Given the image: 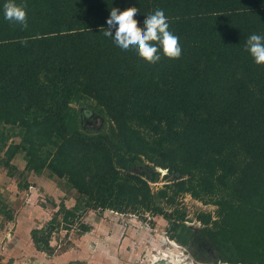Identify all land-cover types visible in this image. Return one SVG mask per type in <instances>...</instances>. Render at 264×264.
<instances>
[{"label": "trees", "instance_id": "obj_1", "mask_svg": "<svg viewBox=\"0 0 264 264\" xmlns=\"http://www.w3.org/2000/svg\"><path fill=\"white\" fill-rule=\"evenodd\" d=\"M6 2L0 155L9 164L22 154L26 172L65 180L82 198L49 224L88 208L161 214L160 201L226 191L215 219L201 215L197 231L181 220L173 238L208 245L222 263L264 264V65L244 50L250 35L264 36V0H15L26 28L4 19ZM113 7L138 8L141 27L163 10L180 58L150 64L117 47L102 29ZM80 108L104 127L84 132ZM145 162L174 179L153 193L157 173L130 172ZM40 232H30L36 249L47 244Z\"/></svg>", "mask_w": 264, "mask_h": 264}, {"label": "rangeland", "instance_id": "obj_2", "mask_svg": "<svg viewBox=\"0 0 264 264\" xmlns=\"http://www.w3.org/2000/svg\"><path fill=\"white\" fill-rule=\"evenodd\" d=\"M71 108V111H74L77 108L76 104H71ZM79 111L81 112V128L84 132L88 134L97 133L104 127V120L97 114L84 108H80ZM71 124L69 121V125ZM11 142L18 143L19 139L12 138ZM3 160V154H1L0 189L2 188L7 193L13 194L11 187L14 186V182L12 181H15L20 189L26 188L27 183L32 185L30 189L36 194L31 195V197L39 198L35 199L36 202L30 207L31 211L29 213L32 217L39 214L43 215L46 222L39 229H43L44 232L37 234L36 240L41 241L40 238L43 237L42 240H45L47 244L40 242V248L36 249L31 233V241L29 239L21 241L19 237L17 238L15 228L9 226L10 223L7 224L6 222L12 220L14 216L11 214L12 207L20 210L25 204L20 205V199L18 198L11 200L9 195L4 197L0 191V264H175V262L169 263V260H164L165 258H154L156 256L160 257L159 251L166 248V246L159 243V237L163 238V236L175 242L179 247V251L182 252L180 264H227L217 260L211 247L206 244L192 245L190 242L182 244L176 241L173 238L175 232L172 230L176 223L181 224V220L189 230H199L202 227L199 217L203 214L211 215L212 219H215L217 207L213 205V201L219 197L227 196L226 191H220L216 196L201 201L192 198L188 194L177 196L173 203L166 200L160 201L158 205L162 208L161 214H152L145 211L143 207H139L134 211L93 210L88 208L84 211H78L75 216L68 217L64 222L62 214L59 213L53 224L50 225V219L54 217L58 208L66 209L63 202L65 199L70 198L69 203L74 204L69 210L72 211L77 201H82V198L67 186L65 180L53 177L51 180L55 182V185H52L55 191L59 189L64 194L59 193L57 198L54 197L56 199L54 201V198L40 192L41 187L44 186L42 183L28 177V172L24 170L25 163L22 154H17L9 164ZM130 172L143 178H146L147 174L157 173L158 176L154 181L147 179L153 193L162 189L165 184L171 183L175 177L174 174H169L166 169L153 168L147 162L133 167ZM41 176L48 178L46 172ZM8 178H11V180ZM6 199L10 202L7 203ZM13 202L15 206L11 204ZM80 206L83 207L84 204L80 203ZM24 211L27 212L28 210ZM37 211L41 212L36 214ZM87 216L89 219L85 222L84 218ZM98 224H102V226L93 234L96 237V242L86 241L87 238L84 236H91V232L95 230L96 225L99 226ZM176 229L179 232L180 226H177ZM104 234L116 237L111 243H108L114 249H110L107 253L102 250V253H100L96 247L97 245H105L103 241ZM32 246L36 251L31 249ZM79 249L84 250L82 257L73 258L74 253ZM64 253H69V255L65 256Z\"/></svg>", "mask_w": 264, "mask_h": 264}, {"label": "clouds", "instance_id": "obj_3", "mask_svg": "<svg viewBox=\"0 0 264 264\" xmlns=\"http://www.w3.org/2000/svg\"><path fill=\"white\" fill-rule=\"evenodd\" d=\"M138 8L128 7L121 11L111 8L106 20L107 28L103 29L105 37L111 38L121 50H134L138 57L146 63L155 64L161 54L170 60L179 59L182 49L179 37L169 30L168 19L163 10H156L144 16L143 26L134 19ZM4 19L27 27L25 4H17L15 0H7L3 5ZM256 65H264V36L252 34L244 45Z\"/></svg>", "mask_w": 264, "mask_h": 264}, {"label": "crops", "instance_id": "obj_4", "mask_svg": "<svg viewBox=\"0 0 264 264\" xmlns=\"http://www.w3.org/2000/svg\"><path fill=\"white\" fill-rule=\"evenodd\" d=\"M28 175H29L28 176L29 178L36 179V180H38L39 183H42L44 185L43 188L41 187L42 190L40 192L44 193L45 195L49 196L50 198H54V197L57 198L59 193H62V195H64L63 191H60L58 188H57L58 190L56 189L57 191H55L54 186H52V185H55L54 184L55 182L51 180L53 178H49V177L47 178L45 176L36 175L34 173H28ZM8 179L11 180V178H8ZM12 182H14V186L11 187L12 192H14L13 194L7 193L2 188L0 189V191L2 192L4 197L9 195V198H11V200H14L17 198L20 199L19 204L20 205L25 204V206L22 207L20 210L12 207L13 211L11 214L14 216L12 217V220L10 219V221H8L6 223L7 224L10 223L9 226H12L15 228V230H16L15 234L17 235V238L19 237V240L22 241V240H28L29 239V241H31L30 240L31 230L32 229H39V228L43 227L44 223L46 221L43 219L44 217L42 214H39L36 217L30 216V214H31V213H29L31 211L30 207H32L33 203L36 202V200H37V197H35V198L33 196L29 197L28 188L31 187L32 185L27 183L28 186L26 188L24 187V189L23 188L20 189V188H18L17 183L15 181H12ZM32 194L34 195L36 193L32 192ZM55 198H54V201H56ZM68 200H71V199L67 198L63 202H64V206L66 207V209L70 210L74 206V204L71 205V203H69ZM6 202L9 203L10 201H8V199H6ZM11 204H13V206H15L14 202ZM24 210H28V211L25 212ZM39 212H41V211H37L35 213L38 214ZM88 216L84 218V221L85 220L87 221L89 219ZM95 218H96V216H95ZM98 225L99 226L96 225L94 228L95 230H93L91 232V236H86V235L84 236L85 238H87L86 241L91 240L93 243L96 242V237H94L93 234L96 233V231H98V228L100 226H102V224H98ZM99 231H100V229H99ZM103 231H104V229H103ZM104 236H105V238L103 239V241L105 242V245H97V247H96L97 251H99L100 253H102V250H104L107 253V251H110V249H114L113 247L109 246L108 243H111L112 240L116 237L114 235L109 236V234H104ZM82 240H83V237H82ZM31 245H32V242H31ZM31 249L35 250L33 246L31 247ZM105 252H103V253H105ZM83 253H84V250L79 249L74 253L73 258H81ZM96 254H99V253H96ZM64 255L68 256L69 253H66V254L64 253Z\"/></svg>", "mask_w": 264, "mask_h": 264}, {"label": "bare ground", "instance_id": "obj_5", "mask_svg": "<svg viewBox=\"0 0 264 264\" xmlns=\"http://www.w3.org/2000/svg\"><path fill=\"white\" fill-rule=\"evenodd\" d=\"M159 243L161 245L166 246L165 249H162L159 251V256L160 257H154V258H165L164 260H169V263L175 262V264H180L181 263V258L182 257V252L179 251V247L177 244L169 239H166L164 236L159 237ZM158 253V252H157ZM157 255V254H156ZM183 260V259H182ZM184 261V260H183ZM168 264V263H167Z\"/></svg>", "mask_w": 264, "mask_h": 264}, {"label": "built area", "instance_id": "obj_6", "mask_svg": "<svg viewBox=\"0 0 264 264\" xmlns=\"http://www.w3.org/2000/svg\"><path fill=\"white\" fill-rule=\"evenodd\" d=\"M28 192H29V195H30V196L33 195V194H32L33 191H31L30 187H29V189H28ZM38 198H39V197H37V199H38ZM50 220H51V219H50Z\"/></svg>", "mask_w": 264, "mask_h": 264}]
</instances>
